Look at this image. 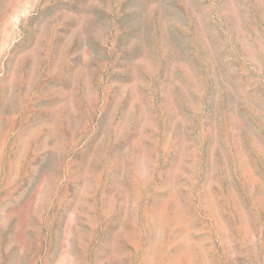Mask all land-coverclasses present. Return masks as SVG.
Wrapping results in <instances>:
<instances>
[{
	"label": "rangeland",
	"instance_id": "rangeland-1",
	"mask_svg": "<svg viewBox=\"0 0 264 264\" xmlns=\"http://www.w3.org/2000/svg\"><path fill=\"white\" fill-rule=\"evenodd\" d=\"M0 264H264V0H0Z\"/></svg>",
	"mask_w": 264,
	"mask_h": 264
}]
</instances>
